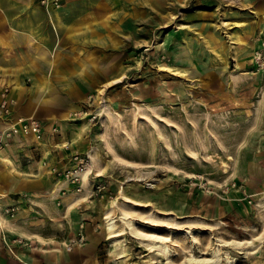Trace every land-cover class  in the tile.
<instances>
[{"label":"rangeland","instance_id":"rangeland-1","mask_svg":"<svg viewBox=\"0 0 264 264\" xmlns=\"http://www.w3.org/2000/svg\"><path fill=\"white\" fill-rule=\"evenodd\" d=\"M101 1H11L29 6L10 13L26 20L35 8L50 20L53 10L71 5L119 31L116 42L103 44L111 51L106 59L88 52L86 90L52 93L65 111L32 114L38 140L13 133L0 149L7 157L0 162L7 193L0 264H23L16 256L23 251L42 264H118L102 217L122 209L139 229L170 239L172 264H190L191 254L211 257L217 239L228 243L222 257L264 264V0H132L130 21ZM11 81L0 80V103L9 108L0 113V133L19 114L8 98L17 84ZM25 93L33 95L19 93L20 110ZM70 106L80 109L67 117ZM119 224L125 264H166L163 253ZM81 225L86 243L67 252ZM184 229L193 231L195 248Z\"/></svg>","mask_w":264,"mask_h":264},{"label":"crops","instance_id":"crops-1","mask_svg":"<svg viewBox=\"0 0 264 264\" xmlns=\"http://www.w3.org/2000/svg\"><path fill=\"white\" fill-rule=\"evenodd\" d=\"M11 1L14 0H0V80L16 82L17 84L13 85L18 86L19 93L33 92L32 96L25 93L24 98L22 97L26 106L24 102L21 103L22 107L28 109L31 114L42 117L55 114L59 116L66 107L56 99L58 96L54 98L52 93L72 91L77 93L86 90L88 84L84 81V77L88 74L89 61L92 60L88 52H95L97 59H106V54L111 51L107 53L103 44L106 45L107 41L109 44L116 42L113 32H118L119 29L108 20L101 22H96L95 18L91 20L87 15L82 14L84 12L78 10L77 6L71 5L53 10L50 13V20H47L43 10L35 8L33 19L26 20L20 14L16 16L10 13L24 12L29 6ZM123 1L103 0L100 4L115 16L120 14V18L123 15L121 13H128L124 19L130 21L134 2ZM72 15H74L72 19H68V16ZM51 18L56 23V28ZM25 27H29L30 30L28 32L22 30ZM14 73L10 80L9 76ZM75 107L78 106H70L67 112ZM15 115L18 118L25 117L20 114ZM8 120L5 122L2 120L1 123L4 124ZM22 139L34 140L25 137ZM20 255L26 256L31 253L26 254L23 251Z\"/></svg>","mask_w":264,"mask_h":264},{"label":"bare ground","instance_id":"bare-ground-1","mask_svg":"<svg viewBox=\"0 0 264 264\" xmlns=\"http://www.w3.org/2000/svg\"><path fill=\"white\" fill-rule=\"evenodd\" d=\"M53 17V15H52ZM54 28H56V23H54L53 18H51ZM188 54H191L190 51L187 50V56ZM45 55L47 56V52H45ZM192 55V54H191ZM55 57V54H54ZM192 57V56H191ZM189 60V59H188ZM223 62H225L224 57H222ZM1 85V84H0ZM1 89V87H0ZM101 89V88H100ZM103 90H99V93H101ZM19 95V89L18 86L13 85L11 93L9 94L8 98L10 99V101L12 103H14L15 108L17 110H19V114L22 116H25L26 118L30 117L32 118L33 115L30 113V111H28V109L26 110V108H23V110H20V108L18 107L17 104V97ZM2 95H0V98L2 99ZM0 99V100H1ZM14 106L12 104V109L14 111ZM78 109H80L79 107H77ZM76 107L73 108V110L77 109ZM73 110H71L68 114L67 117L69 115H71L73 113ZM14 117H16V115H14ZM22 117V118H25ZM18 117L15 118V120L13 122H11L10 126H14L18 131L16 137L18 136H23L26 139H34V140H38L40 138V136H38V134L34 133V132H22L19 128H17L15 125L18 124ZM87 120L84 118L82 125L80 126L81 128L85 127ZM5 128H2L1 130H4ZM84 129V128H83ZM5 131V130H4ZM3 131V132H4ZM6 154L3 151H0V162L2 160H5ZM229 159H232V157H229ZM223 166L225 167V172H228V168L230 167V164L226 161H223ZM129 180H142L141 177L135 176V175H129L128 177ZM127 179V180H128ZM123 197H126V195L124 194V189L121 192ZM7 197V193L5 191H3L0 187V200H3ZM120 216L114 215L111 211L106 212V214L102 217V225L104 228L105 233L111 238V253L114 254L115 256H118V258H122L118 261V264H125L129 258H124L125 257V252H126V248H125V244L123 243V241L121 239H119L118 237H120V235L124 234V227L122 225H120L119 223H122L123 225H126L127 228L129 229V232L131 235H133L134 237H136L142 245L148 247L149 249L152 250H158L159 252L163 253L166 256L167 262L166 264H172V261L170 259V256L172 255V249L171 246L168 244V241L170 240L168 237L163 236L160 232H158L157 230L152 231V232H146L143 231L141 229H139L136 225V219L127 211L122 209L120 212ZM0 226L1 228L4 227V223L2 220H0ZM184 233L187 236L191 237V247L195 248V245L197 243V239L193 234V231L191 229L185 230L184 229ZM258 239V241H261L262 237H258L256 238ZM218 244L217 247L214 248L211 251V257L209 258H203L202 255H195V254H191L188 257V262L190 264H221L223 259H225L226 264H236V259L234 257H232L228 252L225 253V256L222 257V247L225 245H228V243H221L222 241L217 239ZM233 245L240 247L241 243L239 242H232ZM248 244L252 246V248L254 249H258L259 245L255 244L254 240L248 241ZM15 253V252H14ZM58 255V254H57ZM17 258L19 259V261L23 264H41V262H39L38 260H36V258L33 257L31 255H26V256H22L20 254H16ZM60 257L64 256L63 252H60L59 254Z\"/></svg>","mask_w":264,"mask_h":264},{"label":"built area","instance_id":"built-area-1","mask_svg":"<svg viewBox=\"0 0 264 264\" xmlns=\"http://www.w3.org/2000/svg\"><path fill=\"white\" fill-rule=\"evenodd\" d=\"M61 0H54V2H59ZM9 112V108L7 107V101L3 100L2 103H0V113L6 114ZM18 124L15 125L17 128H19L22 132H34L38 134L39 132V124L37 121L32 120L31 118H18ZM18 131L14 126L10 127L8 130L0 133V149L3 148V144L7 143V139L10 138L13 133H18ZM39 135V134H38ZM84 226L81 225L80 231L78 235L74 238H71L69 241L65 243V250L67 252L73 251L76 247L83 246L86 243V236L84 234Z\"/></svg>","mask_w":264,"mask_h":264}]
</instances>
